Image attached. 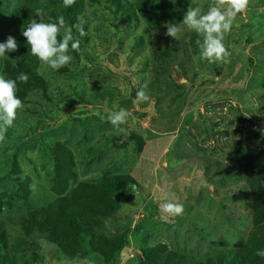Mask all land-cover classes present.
<instances>
[{"label": "rangeland", "instance_id": "374dc122", "mask_svg": "<svg viewBox=\"0 0 264 264\" xmlns=\"http://www.w3.org/2000/svg\"><path fill=\"white\" fill-rule=\"evenodd\" d=\"M211 4L75 0L87 35L73 28L80 48L69 46L72 61L52 70L31 55L22 29L39 22L38 9L43 22L63 16L72 26L63 0H0V43L9 35L18 43L0 57V75L17 80L23 103L0 142L5 264H144L145 250L159 264L234 255L264 264L256 255L264 250V0H249L226 34V64L200 59L202 38L182 24L189 7L203 14ZM166 23L179 26V40L165 35ZM145 85L150 101L134 105ZM122 108L130 115L117 132L107 116ZM126 178L135 184L122 188ZM110 179L119 188L114 212L90 219L105 240L125 238L118 262L106 263L89 241L69 245L76 259L66 256L39 229L44 211L60 217L65 199L79 213L84 187ZM169 200L182 215L162 213Z\"/></svg>", "mask_w": 264, "mask_h": 264}, {"label": "clouds", "instance_id": "9594fccd", "mask_svg": "<svg viewBox=\"0 0 264 264\" xmlns=\"http://www.w3.org/2000/svg\"><path fill=\"white\" fill-rule=\"evenodd\" d=\"M175 2V0H173ZM75 0H63L65 7H71ZM249 4V0H212L211 6L206 13L202 14L201 8L189 9L183 18L182 24L189 31L195 32L201 40L196 43L200 47L199 58L207 61L209 64L230 62V53L228 52L224 39L226 34L230 33L238 14L243 13ZM36 15L39 22L33 19L27 27L22 29V35L26 38L30 47V53L38 61L52 70H59L67 66L72 57L68 54L69 46L71 50L78 51L80 40L73 35L75 28L80 36L87 35L84 29V21L81 19L77 24L69 26L63 16L57 18V22H43V10L38 9ZM166 36L179 40L180 28L178 25L166 23ZM62 37V38H61ZM18 50L16 39L9 35L6 42L0 43V57L6 53ZM17 79L21 82H27L28 76L21 73ZM142 87L137 92L136 100L133 104L149 102L150 96ZM17 80L6 79L0 75V142L5 139L7 130L14 126L18 111L23 108V103L16 95ZM97 115H100L97 113ZM130 112L126 109L111 112L107 116V121L111 123L117 132H124L126 129L121 125L127 123ZM101 119L105 117L101 116ZM33 190L35 186L33 185ZM162 213L168 216H180L184 212L182 204L169 200L160 204ZM256 255L264 257V250H258Z\"/></svg>", "mask_w": 264, "mask_h": 264}, {"label": "trees", "instance_id": "16d2710c", "mask_svg": "<svg viewBox=\"0 0 264 264\" xmlns=\"http://www.w3.org/2000/svg\"><path fill=\"white\" fill-rule=\"evenodd\" d=\"M69 10L68 19L71 25L76 24V15L72 12L74 10L73 5L67 7ZM34 81L38 88L43 91L48 90V85L43 79L34 75ZM130 140H137L139 152L144 150V142L136 134H132ZM70 154V152H68ZM71 156V154H70ZM72 164V163H71ZM73 166V164H72ZM118 184H121L122 188L128 186V183H134L131 178L119 179ZM118 184L110 180H105L99 185L85 186L82 194L84 200H82L81 210L86 211V216L79 213H69L68 209L70 206L66 203V200H61L58 203L57 208H60V217L53 212V209L44 211V220L39 223V229L46 234L49 241L59 246L61 251L73 259H76V253H74L70 246L78 244L80 250L89 241L92 251L95 254H99L106 263H117L122 251L125 249L127 243L123 237L119 245L111 243L108 240L98 236L95 232V227L92 224L91 217H103L111 215L115 209L114 195L119 193ZM135 184V183H134ZM87 200H90L89 202ZM56 208V209H57ZM1 245V243H0ZM1 249V247H0ZM144 264H159L156 262L150 250H145ZM171 259L167 260L165 264H171ZM245 259L241 256H226L220 258L213 264H241L244 263ZM0 264H5V260L0 253ZM162 264V263H161ZM177 264H205L204 261L199 259H190L189 261L178 260ZM245 264H255L253 261Z\"/></svg>", "mask_w": 264, "mask_h": 264}]
</instances>
